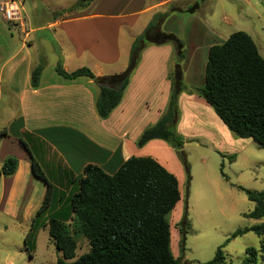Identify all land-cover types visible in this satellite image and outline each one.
Instances as JSON below:
<instances>
[{
	"label": "crops",
	"instance_id": "1",
	"mask_svg": "<svg viewBox=\"0 0 264 264\" xmlns=\"http://www.w3.org/2000/svg\"><path fill=\"white\" fill-rule=\"evenodd\" d=\"M180 1L94 0L86 8L65 12L40 29L25 32L18 51L26 54L10 69L8 77V95L18 104V116L4 124L8 125L3 126L8 136L0 140V143H9L21 150L15 156L19 162L16 173L1 181L0 212L13 215L17 210L20 184L30 180L41 181L33 174L32 156L58 189L80 177L89 164L112 175L132 157H151L176 176L175 169L172 170L160 157L156 159L158 154L164 153L172 156L175 164L171 143L152 140L143 147L137 144L143 132L154 126L168 110L175 53L171 44L146 47L120 105L107 119L98 116L96 101L100 87L89 78L65 80L55 72L56 65L44 66L39 86L32 88V72L44 57L35 59L30 50L37 45L32 32L48 30L54 36L50 42L58 46L67 71L86 67L96 77L118 75L127 69L126 62L138 33L146 29L156 13ZM196 5L193 10L189 9L192 19L198 13L199 6ZM174 13L186 14L179 10ZM203 21L204 24H212L209 18ZM25 23L30 26L28 21ZM23 27L24 24L18 25L17 29ZM188 35L200 41L213 34L203 25L201 29L192 28ZM185 79L188 80V76ZM178 110V131L185 136H199L217 148L221 147L223 140L232 141V135L235 136L197 91L180 93ZM15 126L17 134L14 137L12 129ZM21 140L28 145L32 155L22 146ZM5 159L0 162V167ZM50 173L56 174L58 179L52 181ZM44 187L46 194L45 184ZM66 198L65 203L68 202ZM43 200L30 208L31 217ZM56 210H60L59 206Z\"/></svg>",
	"mask_w": 264,
	"mask_h": 264
},
{
	"label": "trees",
	"instance_id": "2",
	"mask_svg": "<svg viewBox=\"0 0 264 264\" xmlns=\"http://www.w3.org/2000/svg\"><path fill=\"white\" fill-rule=\"evenodd\" d=\"M94 0H78L72 8L61 12H73L90 6ZM197 6V5H196ZM191 8L190 10H193ZM167 13H156L144 32L136 37L130 50L129 65L125 72L96 77L86 67L69 72L59 60L55 72L65 80L89 78L100 87L96 110L101 119H107L120 105L130 79L140 63L142 52L148 45L171 44L183 57L184 43L174 34L162 31L161 25ZM44 63L32 72V88L39 86ZM172 92L168 110L154 125L147 128L138 146L143 147L152 140L173 143L177 149L183 146L175 128L179 119L178 97L184 90L183 72L180 65L170 76ZM112 87V88H111ZM198 94L213 108L215 114L230 132L242 139L253 140L264 149V58L252 37L238 31L221 43L211 46L205 67L204 86ZM7 130L0 131V140L7 137ZM22 146L31 154L28 145ZM178 155L185 164V156ZM235 156L231 160H235ZM18 159L7 158L0 167V184L3 178L13 176L18 169ZM32 171L46 186V194L37 211L31 233L26 237L27 251L35 250L36 227H49V234L63 257L56 264H183L171 249V226L169 215L181 201L179 182L160 163L151 157H132L114 174L89 164L75 181L78 191L68 203L64 195L47 179L38 162L32 156ZM224 175V174H223ZM225 176V175H224ZM255 209L245 217L264 219V191L255 192L239 187ZM66 205L62 210L58 206ZM45 217V222L41 219ZM186 220V213L184 214ZM72 221L73 233L82 235L89 242V252L74 262L77 240L69 232L67 222ZM190 230H191V225ZM189 230V231H190ZM253 232L264 237V224L239 229L232 238ZM182 231V255L186 235ZM220 247L216 256L207 264H225L226 258ZM260 253L264 261V242ZM247 261L256 264V249L247 250Z\"/></svg>",
	"mask_w": 264,
	"mask_h": 264
},
{
	"label": "rangeland",
	"instance_id": "3",
	"mask_svg": "<svg viewBox=\"0 0 264 264\" xmlns=\"http://www.w3.org/2000/svg\"><path fill=\"white\" fill-rule=\"evenodd\" d=\"M10 1L12 0H0V6ZM15 1L23 14L21 21L8 22L0 11V131L3 130V126H8L4 124L10 123L18 116V104L8 95V77L10 69L26 54L24 51H18L21 40L25 38V32L40 29L78 2V0ZM197 3L198 13L192 19L190 13L192 11L189 9ZM175 10L186 14H175ZM161 11L159 13L168 14L161 25L162 31L174 34L184 43L183 57L181 58L175 50L172 58L174 71L176 66L180 65L183 72L182 92L197 91L204 86L210 47L225 42L235 32L243 31L250 35L264 58V0H182ZM204 18L212 21L211 26L204 24ZM27 21L30 26L25 23ZM190 23L193 24L190 26ZM23 24L24 32L22 29H17L18 25ZM203 25L210 30L212 36L196 41L194 37L188 35L189 30L194 27L201 29ZM144 30H141L138 36ZM31 35L37 40L36 47L30 50L35 59L43 56L42 63L44 62V66L48 67L57 65L59 60L63 62L58 46L50 42L54 38L50 31L39 30L32 32ZM123 40L125 41L126 37ZM129 60L130 57L126 62L127 67ZM187 76L188 80L185 79ZM16 127L12 129L14 137L17 134ZM175 131L183 141L181 149H177L171 143L175 164L178 165L173 163L172 156L164 153L158 154L156 158L160 157L172 170L175 169L182 195L181 201L168 217L174 256L182 257L183 264H207L214 259L218 249L225 245L222 248L226 258L225 264H249L246 254L248 249H256V264H264L260 253L264 237L248 232L243 236L232 238L239 229L264 224V219L245 217V214L254 211L255 203L239 189L243 187L255 192L264 191V149L251 139H242L233 135L232 141L223 140L221 147L217 148L216 145L199 136H185L179 133L178 125ZM10 145L0 143V162L5 157L15 158L17 152L21 150L17 146ZM178 150L185 156L188 171L178 155ZM233 155L236 158L232 161ZM49 177L52 181L58 179L54 173H50ZM76 179L66 186H60V189L57 188L64 198H68H66L68 201L78 191V184L74 183ZM44 192L45 187L41 181L23 182L18 186L20 201L17 202L19 207L13 212L14 214H7L1 210L0 264H56L57 260L63 257V253L57 249L50 237L48 226L36 227L35 250L31 253L27 251L25 239L32 231L37 214L34 211L32 213L34 217H31L30 208L43 200ZM0 193H3L2 185ZM65 206H59L60 210ZM185 213L186 220L183 219ZM45 219L43 217L41 223L45 222ZM71 224L72 221L69 220L68 230L76 238L78 247L76 256L68 262L76 261L90 249L88 240L82 235H75ZM182 231L188 232L183 255Z\"/></svg>",
	"mask_w": 264,
	"mask_h": 264
},
{
	"label": "built area",
	"instance_id": "4",
	"mask_svg": "<svg viewBox=\"0 0 264 264\" xmlns=\"http://www.w3.org/2000/svg\"><path fill=\"white\" fill-rule=\"evenodd\" d=\"M0 11L4 14L8 22L21 21L22 13L15 1L3 3L0 6Z\"/></svg>",
	"mask_w": 264,
	"mask_h": 264
},
{
	"label": "water",
	"instance_id": "5",
	"mask_svg": "<svg viewBox=\"0 0 264 264\" xmlns=\"http://www.w3.org/2000/svg\"><path fill=\"white\" fill-rule=\"evenodd\" d=\"M112 88V87H111Z\"/></svg>",
	"mask_w": 264,
	"mask_h": 264
}]
</instances>
